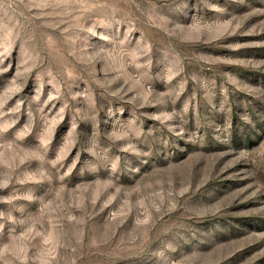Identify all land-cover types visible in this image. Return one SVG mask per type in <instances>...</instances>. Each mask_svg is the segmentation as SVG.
I'll return each mask as SVG.
<instances>
[{
  "label": "rangeland",
  "instance_id": "1",
  "mask_svg": "<svg viewBox=\"0 0 264 264\" xmlns=\"http://www.w3.org/2000/svg\"><path fill=\"white\" fill-rule=\"evenodd\" d=\"M0 264H264V0H0Z\"/></svg>",
  "mask_w": 264,
  "mask_h": 264
}]
</instances>
